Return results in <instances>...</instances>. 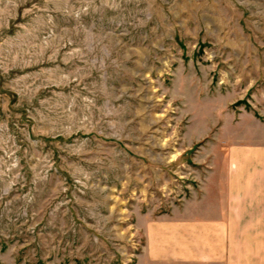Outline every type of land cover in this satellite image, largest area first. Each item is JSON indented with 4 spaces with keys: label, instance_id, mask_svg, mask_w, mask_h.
Instances as JSON below:
<instances>
[{
    "label": "rangeland",
    "instance_id": "rangeland-1",
    "mask_svg": "<svg viewBox=\"0 0 264 264\" xmlns=\"http://www.w3.org/2000/svg\"><path fill=\"white\" fill-rule=\"evenodd\" d=\"M222 138L264 139V0H0V264H137Z\"/></svg>",
    "mask_w": 264,
    "mask_h": 264
},
{
    "label": "crops",
    "instance_id": "crops-1",
    "mask_svg": "<svg viewBox=\"0 0 264 264\" xmlns=\"http://www.w3.org/2000/svg\"><path fill=\"white\" fill-rule=\"evenodd\" d=\"M197 187L141 215L137 264H264V139L214 140Z\"/></svg>",
    "mask_w": 264,
    "mask_h": 264
}]
</instances>
